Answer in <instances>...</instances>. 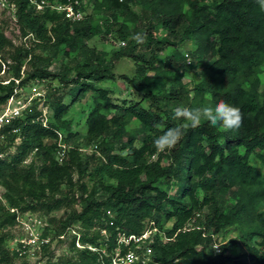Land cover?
Listing matches in <instances>:
<instances>
[{"label":"trees","instance_id":"16d2710c","mask_svg":"<svg viewBox=\"0 0 264 264\" xmlns=\"http://www.w3.org/2000/svg\"><path fill=\"white\" fill-rule=\"evenodd\" d=\"M10 1L16 5V22L24 37L41 49L51 44L54 54L61 51L71 56L72 50H79L83 62L75 67L74 75L66 63L51 72L47 62L23 47L10 53L8 62L2 55L8 39L0 30V70L4 64L11 71L8 77L18 78L24 62L33 59L36 65L25 72V80L39 77L57 83L47 94L51 111L48 127L32 121L35 114L12 122L19 133L9 134V140L21 139L13 154L0 160V180L11 170L29 192L44 187L33 181L31 167L21 166L30 151L40 154L43 175L69 174L75 161L79 178L88 173L97 180L90 189L81 183L74 198L47 201L40 194L35 198L29 193L24 207L14 196L21 195L18 186L4 181L7 192L2 195L7 208L3 223L15 222L16 214L10 208L49 212L77 203L80 208L65 212L51 232L58 236L69 226H79L80 241L98 249L77 248L73 237L70 248L79 259L50 264H108L117 229L139 234L149 221L170 238L152 245L150 264H264V210L260 209L264 207V81L260 78L264 73V9L256 0H92V11L106 15L103 24L95 22L92 13L73 21L50 7L36 10L30 0ZM51 1L81 8L80 0ZM112 31L124 45L111 52L87 46L91 38ZM136 33L146 35V42L132 39ZM187 41L194 47L188 53L190 63L178 52L179 45ZM169 48L172 53L157 62ZM123 58L135 62L134 76L114 74ZM178 59L181 65L175 67L173 62ZM192 62L198 63L199 79L189 87L182 78L188 76ZM148 70L154 72L153 79L146 76ZM118 79L141 91L147 107L120 99L112 88L98 85ZM62 84L71 85L70 103L63 102L59 94ZM13 86V80L0 83V105ZM88 91L95 96L86 110V132H72L65 116ZM190 91L195 92L194 98ZM219 100L240 108L243 121L238 129L224 130L202 121L199 127L189 128L164 156L157 151L154 139L184 123L175 118L176 107L214 105ZM132 119L139 123L140 138L126 129ZM57 132L64 134L70 145L60 163L56 160ZM78 139L85 147L94 146L96 159L94 154L79 152ZM137 140L139 145H135ZM154 155L158 158L151 160ZM173 183L178 184L174 194L160 187ZM226 194L233 202L225 200ZM162 219L171 224L160 225ZM192 220L195 225L186 226ZM232 225L241 226L242 235L219 244L220 251L215 252L213 236ZM101 230L109 236L107 254L101 252ZM3 238L0 236V264H10L18 255L5 248ZM235 249L240 250L237 255L229 254Z\"/></svg>","mask_w":264,"mask_h":264},{"label":"rangeland","instance_id":"374dc122","mask_svg":"<svg viewBox=\"0 0 264 264\" xmlns=\"http://www.w3.org/2000/svg\"><path fill=\"white\" fill-rule=\"evenodd\" d=\"M50 2H54L49 0ZM210 1V0H208ZM80 4L81 8L79 9L82 11L83 16L86 14H93L94 21L103 24L105 21L106 15L104 13H97L92 11V0H80L78 2V5ZM116 27H113V30ZM0 30L5 34L6 38L8 39V44L3 50V56L8 59V62L10 61V58H8V55L12 53L17 47H23L29 50L30 55L32 56H39L42 58L45 62L48 63V70L51 72H56L60 65L62 63H66L69 68L71 69V75H74L76 70L75 67L82 64L81 53L79 50H72L73 54L71 56H65L63 52H58L56 54L53 53L52 48L50 47L51 44H47L46 48L38 47L32 39L30 40L27 37H24L23 31L20 29V24L9 15L7 11H0ZM123 40H120L117 38L116 33L114 31L110 32L108 35L99 34L96 37L91 38L86 42L88 47L95 48L98 51H105V52H111L113 48H116L118 46H122L121 42ZM125 43V41H123ZM193 43L191 41H187L181 45H179V53L182 55L186 53H189L190 50H193ZM172 53V49L169 48L165 52L161 53V55L158 57L157 62L162 63L164 60V54L170 55ZM190 56V54H189ZM29 59V58H28ZM26 59V60H28ZM193 67H191L188 71V76L182 78V81L187 84L189 87H192V85L198 81V75L197 71L195 69L197 62H192ZM24 66H22V72L24 76H26V71L30 70L32 65H36L34 60L32 59L27 64L24 62ZM76 64V65H75ZM173 65L175 67L181 65V62L178 61L173 62ZM8 69V68H7ZM6 69L4 76L8 77L11 75V71H8ZM114 74L116 75H126L129 77H132L135 75V62L128 58H123L118 61L116 64L114 70ZM149 79H153L154 72L151 70H148V73L146 75ZM261 81H264V73L260 74ZM57 83L52 82L49 83V86H55ZM99 86L109 87L112 88L114 93L120 98V99H132L133 101H139L140 104L144 107H147V100H145L142 96L143 93L136 89L131 84L127 85L124 83L122 79H118L115 81L106 80L103 82L98 83ZM127 85V86H126ZM60 93L63 102L70 103L71 102V85H64L62 84L60 87ZM153 92H156L153 90ZM95 94L91 91L86 92L83 96L79 98V101L75 102L73 106L70 107L69 112L66 114L65 118L66 120H69L71 122L70 128L73 131H77L81 134H83L86 131V124L84 117L82 114L86 112V110L89 107V104L91 103L92 99L94 98ZM126 129L135 134L137 137L142 136V132L140 131L139 123L132 119L128 122L126 125ZM83 132V133H82ZM79 146H82L79 148V152L83 153L84 155H90L94 154V159L97 158L98 154L94 151V146L90 145L89 147H85L83 145L82 140L78 139L76 140ZM140 141L137 140L135 142V145H139ZM72 145L75 144L74 140L70 142ZM163 156L165 155L164 152ZM25 161L21 163L22 167H31L34 172L33 181L39 183L40 185H43L44 187H39L35 193L29 192L28 186L18 177L15 176L11 170L6 171L2 179L0 180V206H3V208L0 207V236H3L4 240V246L8 249V251L12 254L16 253V249L18 247V244L20 242V239L25 238V235H27V232L25 231L23 224L19 221L12 222V223H6L5 221V207L7 208L6 200L4 199L2 192H7V189L5 188V181L9 185L12 186H18L17 189L21 191V195L15 196V198L18 200V203L20 206L24 207L27 206L29 198L28 194L33 195L35 198L39 197V194L42 195L43 200L51 201L55 200L57 198H63V197H69L74 198L78 195V186L81 183H85L90 189L93 184L96 183V178L91 177L88 173H85L82 177H78V171L75 166V161H72L74 170L73 172L69 174H41L40 170L43 167V160L38 152L30 151L26 157ZM158 158L157 155H154L151 157V160H156ZM252 161L255 164H258L257 161H255L254 158H252ZM165 163V160H164ZM106 183V182H104ZM177 183H173L171 187H166L165 185H160L161 188L166 189L169 194H174L177 190ZM182 186V185H181ZM180 186V189H181ZM225 200L228 202H233L231 198H229V195L226 194ZM79 209L80 206L77 203H72L67 207H62L57 210H52L49 212H46L44 208L38 209L37 212L32 211H24L21 212L22 219L25 220L27 216H30L32 219H37L40 222H45L49 225V228L51 229L53 227H56L59 225L58 219L63 216L65 212H69L71 209ZM260 209L264 210V207H261ZM205 212V210L203 211ZM50 218H53L54 220L51 222V224L48 222ZM31 220V219H30ZM34 222V221H33ZM37 225L36 223H34ZM147 224V222L145 223ZM170 221L162 219L160 222V225L162 226H168L170 225ZM195 225V220L188 222L186 226L192 227ZM162 229V228H161ZM84 230V228H83ZM242 235V227L232 225L229 226L222 231H220L218 234H215L213 236V239L215 240L216 244H222L226 242L230 238H236L240 237ZM214 249V245H213ZM240 252V250H230L229 254L235 256ZM77 260L79 259L78 253L70 248L69 239L61 240L54 239L52 240L45 248H41L40 250H36L35 252L31 254H26L22 256H16L12 260L10 264H50L52 262H58L61 263L62 261H66L67 259ZM176 264V263H175Z\"/></svg>","mask_w":264,"mask_h":264},{"label":"built area","instance_id":"2783aa9c","mask_svg":"<svg viewBox=\"0 0 264 264\" xmlns=\"http://www.w3.org/2000/svg\"><path fill=\"white\" fill-rule=\"evenodd\" d=\"M35 6L36 10H43L45 7H50L57 12H63L65 18H69L73 21L83 18L82 11L75 9L71 3L58 4L56 2H50L49 0H30ZM0 11H7L9 15L16 21V5L10 0H0ZM124 45V42H121ZM186 61L190 63V56L185 54ZM8 67L2 65L0 70V83L8 84L11 80L14 81L12 93L6 99V101L0 105V160L8 157L9 154H13L16 149V145L20 142V136L14 138L11 142L9 140V134L19 133V128L13 127L11 124L14 120L22 119L35 114L32 117V121L39 122L42 126L48 127L51 111L48 106V91L51 86L49 80L45 78H33L25 80L22 70L21 75L18 78L5 77V71ZM57 148H56V160L60 163L65 157L67 149L70 145L64 140L65 135L61 132H57ZM11 212L16 214L15 220L20 221L23 224L27 235L25 238L20 239L16 253L18 256L31 254L36 250L45 248L52 240H65L74 239L75 246L77 248H88L92 251H96L98 248L80 241L79 226L73 225L67 227L58 236H53L51 229L47 223L32 219L27 216L23 220L21 212L16 208H10ZM111 214L110 211H107ZM31 219V220H30ZM34 221V222H33ZM36 223L37 225H35ZM101 234L104 236V242L101 245V252L107 254L106 247L108 242V234L105 230H101ZM115 246L110 252V260L108 264H150L152 262V245L159 240L166 242L168 239L164 232V229L159 228L153 221H149L144 230L139 234L127 233L125 230L117 229L115 233ZM215 252H219L220 248L218 244L214 245Z\"/></svg>","mask_w":264,"mask_h":264},{"label":"clouds","instance_id":"9594fccd","mask_svg":"<svg viewBox=\"0 0 264 264\" xmlns=\"http://www.w3.org/2000/svg\"><path fill=\"white\" fill-rule=\"evenodd\" d=\"M256 2L261 9H264V0H256ZM132 39L139 44H143L146 42V35L136 33ZM189 95L194 98L195 92L190 91ZM174 116L183 120L184 123L166 129L154 139L153 144L159 152L174 149L185 135V132L189 128L199 127L202 121H206L212 126L222 127L224 130L238 129L243 121L240 108L224 100H219L214 105L176 107Z\"/></svg>","mask_w":264,"mask_h":264},{"label":"crops","instance_id":"0c3cea01","mask_svg":"<svg viewBox=\"0 0 264 264\" xmlns=\"http://www.w3.org/2000/svg\"><path fill=\"white\" fill-rule=\"evenodd\" d=\"M87 112H88V111H86L84 114H82V116L84 117V120H85V117H86ZM85 132H86V131H85ZM85 132H84V133H85ZM82 133H83V132H82ZM84 133H83V134H84Z\"/></svg>","mask_w":264,"mask_h":264}]
</instances>
